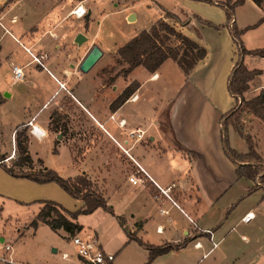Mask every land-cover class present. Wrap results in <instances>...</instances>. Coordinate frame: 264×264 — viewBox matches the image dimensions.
<instances>
[{"label":"crops","instance_id":"obj_1","mask_svg":"<svg viewBox=\"0 0 264 264\" xmlns=\"http://www.w3.org/2000/svg\"><path fill=\"white\" fill-rule=\"evenodd\" d=\"M77 1L80 0H0V70L3 61L11 71L12 64H16L22 67L23 72L35 63L52 82L65 83V89H59V84L55 86L53 83L33 113L28 106L25 107L24 119L20 123L28 125V121H32L42 131L45 130V136L38 138L31 134L29 140L32 137L43 139L48 133L38 123L42 109L50 107L45 122L47 128L54 114L63 112L65 115V126L59 125L52 130H56L57 134L68 132L67 142L60 140L56 144L63 142L73 149L70 154L75 156L72 161L78 167L69 177L87 174L98 185L113 210V214H110L97 208L89 215L101 212L98 222L112 225L115 245L108 246L105 232L98 222L86 233L77 218L82 226L80 232L87 234L82 238H95L103 250L107 246L113 252L115 259L123 248L129 246L147 251L136 240L128 241L129 232L142 242L155 246L185 242L183 247L169 252H200L202 259L212 258L208 264H264V188L255 187L254 180L236 176L235 162L227 157L222 143L221 115L234 104V98L227 90V77L236 60L233 40L226 26L216 30L199 23L194 17L198 15L214 24H224L223 9L204 1L180 0L181 8L174 14L179 18L185 15L191 21L187 25H177V22L170 24L203 46L206 49L205 57L197 62L187 78L170 58L154 72L137 66L128 75L114 80L101 106L95 101L96 94L81 88L78 90L83 73L79 70V62L73 60L76 47L80 46L76 37L81 33L88 40L89 36L81 32L84 21L72 13L71 9ZM102 1H90L85 16V20H88L86 33L89 23L97 17ZM125 17L130 24L136 20L131 11ZM161 17L163 13H159ZM154 22L138 30L132 37L142 30H148ZM256 22L237 26L244 29L241 37L247 31L264 25L246 28ZM6 37L18 43L29 56L27 49L35 55L45 54L42 60L45 68L34 62L31 56L30 60H21L13 50L4 49L6 51L2 54L6 44L3 38ZM247 49L254 48L251 46ZM101 51L103 56L105 53ZM249 58H255L256 64L253 65L256 66H248L249 61L253 60ZM262 60L264 57H244L243 62L249 69L262 71L250 82L251 90L247 93L252 92L247 98L264 90V83L259 79L263 74V68L259 66ZM133 81L138 83L134 92L116 110H111L109 106L112 101ZM102 84L106 88V84ZM70 86L72 90H69ZM7 95L10 97L12 94ZM132 95H137V99L131 100ZM4 100L0 96V103ZM72 102L79 107L73 108L70 105ZM54 107H57V111L52 110ZM78 108L96 123L97 128L88 123ZM250 118L253 117L248 116ZM231 129L228 127V131ZM135 131H144V134L141 137H137V134L131 136L130 133ZM138 165L150 177L144 184L129 181V177L138 172ZM162 190L166 191L168 197ZM75 201L77 207L74 210L82 205V201ZM35 206L30 222L41 204L36 203ZM247 213H253V217L244 222L242 217ZM118 218L122 219L123 226ZM57 231H62L67 238L63 230ZM2 241L3 238L0 243ZM213 243H216L215 247ZM65 262L72 264L74 259Z\"/></svg>","mask_w":264,"mask_h":264},{"label":"rangeland","instance_id":"obj_2","mask_svg":"<svg viewBox=\"0 0 264 264\" xmlns=\"http://www.w3.org/2000/svg\"><path fill=\"white\" fill-rule=\"evenodd\" d=\"M90 1H77L71 9L73 10L77 6H81L84 9V14L79 18L84 21V28L81 32L89 36L88 40L83 42L79 48L76 47L73 60L75 63L79 62L78 64H80L94 45H97L105 53L89 71L86 73L82 72L83 77L78 85V90L81 88V90L87 91L90 94H96V103L103 106L104 100L110 93L109 87H111L116 78L122 77L121 66L116 64L115 61L117 48L126 43L138 30L144 29L152 21L154 22L158 19L159 13H163V18H165V10L176 13V10L181 7H179L180 0H103L98 6L99 13H97V17L94 21H89V29L88 33H86L88 20H85V16H87L89 6L91 5ZM119 7L120 10H118ZM130 11L136 16V20L132 24L127 22L125 17V14ZM262 14L263 10L258 5L252 4L249 1L244 2L235 8V22L238 27L251 24L256 22ZM165 20L170 23L177 22V25H187L191 21V19L187 20L185 15L180 16V18L175 15V18H165ZM226 28L228 30V26ZM192 30H195V28ZM193 32L196 33V31ZM241 39L246 48L252 46L255 49L257 46H262L258 48L264 49V25L256 30L247 31ZM3 41H6V44L1 51L2 54L6 50H13L19 54V57L22 58L21 60L31 59L18 43H15L13 40L10 41L8 37L6 39L3 38ZM233 46V56L237 58V45L234 41ZM249 59L253 60L249 61L248 66H256L253 65L256 64L254 63L255 58ZM261 62L259 66H262L263 74L259 76V79L260 82L264 83V60ZM5 65L6 61H3V67L0 70V96L5 99L3 103H0V155L5 156L7 166H12L17 158L14 131L12 130L17 123H20L24 119L25 107L28 106L30 112L33 113L37 106H40L41 102H43L42 100L53 83L55 86L58 84L54 80L52 82V79L48 75L43 74L45 71L35 63L24 69L25 76L22 82L13 83L10 78L12 76L11 68H6ZM102 83L106 84V88L102 86ZM69 90H72L71 86ZM73 92H75V89ZM10 93L12 95L8 97L7 94ZM63 93L66 95L65 92ZM250 94L246 92L244 95L247 98ZM238 103H240L239 98L236 104ZM70 105H73V102ZM77 107L79 106L77 105ZM77 107L73 105V108ZM56 109L57 107H54L52 110L57 111ZM78 109L79 112L85 115L88 123L97 128L96 123L81 108ZM49 110L50 107L42 109L38 117V123L47 129V137L43 139L32 137L28 142V150L34 162L33 169L26 167L19 169L16 166L14 169L17 172L34 173L40 167L36 161V159L40 158L45 167L56 171L63 178H67L73 175V171L76 172V168L78 167L76 162L72 161V158H75V156L72 157L70 154L73 149L71 150L70 145L63 142H60L58 145L56 142L58 143L60 140L67 142L66 133L68 132L57 134L56 130H52L59 125L65 126L67 120L65 115L62 114L63 112L58 113V115L54 114V119L47 128L45 122L48 118L47 113ZM247 113L251 114L253 118L249 120L248 116H251H247ZM239 121L244 134L251 138L254 150L258 156L256 163L264 167L263 121L246 110L242 111ZM25 125V132L29 139L31 135L30 127L27 124ZM91 131L95 133L94 129ZM86 136H88L87 133ZM228 144L237 152H247L248 146L246 141L233 129L228 131ZM77 159H79V156ZM254 183L255 185H261L258 177L255 178ZM96 186L98 188L97 184ZM43 199L56 201L68 210H74L77 207L75 198L64 191L56 182L37 183L27 178L14 177L0 166V239H4V242L0 243V257L6 258L10 255L16 263L24 264H67V262L62 260L61 253L74 251L71 238H66L62 231H52L44 224L38 225L36 230L29 226L32 212L36 208L35 205L37 203L33 201ZM99 213L101 212L92 215L82 214L78 217V221L84 226L86 233H88L87 229L95 227L99 220ZM97 224H100V228H103V232H105L104 238L109 243L108 246L115 245L112 225L101 221ZM21 232L23 234L19 236ZM86 233L82 231L78 236H86ZM3 243L11 244L10 252L3 250ZM132 247L134 246L122 249L116 256V264H208L212 259H202L200 252L194 254L190 250H186L174 253L167 252L149 261L147 251L142 248L136 249ZM104 248L106 252L110 251L107 246H104ZM54 250L56 251L54 252ZM109 253L113 252L110 251ZM0 264L8 263L0 259Z\"/></svg>","mask_w":264,"mask_h":264},{"label":"trees","instance_id":"obj_3","mask_svg":"<svg viewBox=\"0 0 264 264\" xmlns=\"http://www.w3.org/2000/svg\"><path fill=\"white\" fill-rule=\"evenodd\" d=\"M196 1H204L217 5L223 9L225 14L224 24H214L198 15H194V17L201 24L216 30L228 26L229 33L237 45V58L227 77V90L234 98V104L227 112L221 115L224 152L229 159L235 162V173L238 178L245 177L255 180V178L258 177L261 185H255V187L260 186L264 188V167L256 163L258 156L254 150L251 138L244 134L242 125L239 121L242 111L246 110L256 115L264 123V90H260L257 95L249 99L244 95L250 89V82L261 74L262 71L260 69H249L243 62L246 55L264 57V49H247L243 45L241 35L244 29H239L237 27L234 14L235 8L243 4L245 0H221L218 2H213L212 0ZM251 1L261 7L264 14V0ZM165 18H175V14L166 11ZM262 23H264V15L260 17L255 24L246 28H254ZM115 54L116 64L126 65L120 70L123 76L128 75L137 66H143L147 71L154 72L166 59L170 58L177 63L187 78L197 62L205 57L206 49L176 30V28L164 18H159L148 30H142L126 43L118 47ZM137 86V82H131L122 93L112 101L109 108L113 111L116 110L127 100ZM238 98L240 103L236 104ZM228 127H232L246 141L248 146L246 153L237 152L229 146ZM25 130V123L16 125L14 129V140L17 158L12 166H7L5 163V156L1 154L0 166L14 177L27 178L37 183L56 182L73 198L82 201V205L74 211L64 208L61 204L53 200L43 199L33 201L41 204V207L33 220L29 223V226L36 229L38 223L42 222L54 232L59 229L63 230L67 234V237L71 238L82 229V226L77 222L79 215L90 214L97 208H101L113 214L112 207L107 203L100 189L97 188L96 184L91 181L85 173L63 178L56 171L45 167L40 158L36 159L40 166L38 171L30 174L15 171V166L19 169H23L24 167L33 169L34 167L33 159L28 150L29 139ZM118 219L121 226H123L122 219ZM127 237L128 241L136 240L147 249L149 261L171 250H178L185 245V242H180L178 244L164 243L157 246L146 244L129 232H127Z\"/></svg>","mask_w":264,"mask_h":264},{"label":"built area","instance_id":"obj_4","mask_svg":"<svg viewBox=\"0 0 264 264\" xmlns=\"http://www.w3.org/2000/svg\"><path fill=\"white\" fill-rule=\"evenodd\" d=\"M84 9L81 6H77L72 10V13L75 14L78 17H81L84 14ZM27 52L30 54L32 57V60L42 67L45 68L43 65V59L45 58L44 55H35L32 52L27 49ZM12 78L14 82L20 81L23 79L24 72L21 66L12 64ZM59 87L62 89H65V85L63 82H58ZM131 100H136L137 95H132L130 97ZM122 123V121H120ZM28 126L30 127V134H33L34 136L40 138L46 135L45 130L41 131L36 128V124H33L32 121L28 122ZM137 134V137H141L144 134V131H135L133 133H130V135ZM140 173V174H139ZM139 174V175H137ZM146 179H150L149 175L147 172L139 167L138 165V172L134 175H131L129 177V181L133 184H144ZM162 193L168 197V194L166 191L162 190ZM253 217V213H247L242 217V220L244 222H248L251 218ZM210 233V231H208ZM211 234V233H210ZM71 243L73 245L74 251L71 253L63 252L61 254V257L65 261H70L71 259H74V263L72 264H114L115 260V255L113 253L106 252L103 250L97 240L95 238H89L85 239L82 238L78 235H75L71 237ZM198 245V243H196ZM216 246V243H213V247ZM3 249L5 252H10L11 251V245L4 244ZM2 261H5L9 264H21V263H16L12 257L9 255L8 257H0Z\"/></svg>","mask_w":264,"mask_h":264},{"label":"water","instance_id":"obj_5","mask_svg":"<svg viewBox=\"0 0 264 264\" xmlns=\"http://www.w3.org/2000/svg\"><path fill=\"white\" fill-rule=\"evenodd\" d=\"M87 38L79 33L76 37V42L81 45L83 42H85ZM102 56V51L101 49L97 46L94 45L89 52L85 55V57L82 59V61L79 64V70L82 72H87L89 71L99 60V58Z\"/></svg>","mask_w":264,"mask_h":264},{"label":"bare ground","instance_id":"obj_6","mask_svg":"<svg viewBox=\"0 0 264 264\" xmlns=\"http://www.w3.org/2000/svg\"><path fill=\"white\" fill-rule=\"evenodd\" d=\"M36 128L42 131V129H41V128H39L38 126H36Z\"/></svg>","mask_w":264,"mask_h":264}]
</instances>
